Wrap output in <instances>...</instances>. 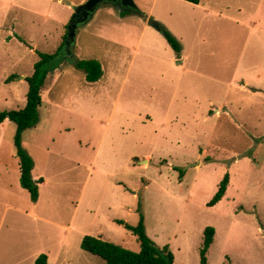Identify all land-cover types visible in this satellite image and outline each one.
<instances>
[{
  "label": "rangeland",
  "instance_id": "rangeland-1",
  "mask_svg": "<svg viewBox=\"0 0 264 264\" xmlns=\"http://www.w3.org/2000/svg\"><path fill=\"white\" fill-rule=\"evenodd\" d=\"M86 1L0 0V111L25 107L21 77L61 50L40 122L23 133L46 181L38 202L21 182L17 125L0 127V264L42 253L49 264H106L83 238L139 251L126 225L141 214L175 264H201L209 226L208 264H264V0H135L144 15L105 2L68 46ZM81 60L100 61L102 78L87 81Z\"/></svg>",
  "mask_w": 264,
  "mask_h": 264
},
{
  "label": "trees",
  "instance_id": "trees-1",
  "mask_svg": "<svg viewBox=\"0 0 264 264\" xmlns=\"http://www.w3.org/2000/svg\"><path fill=\"white\" fill-rule=\"evenodd\" d=\"M191 3L199 4L201 0H187ZM122 15H127L133 12L128 10L121 11ZM141 15H144L142 12ZM165 36L169 43L178 54L181 53L182 47L179 40L162 26ZM60 51L55 54L41 53L40 60L35 64L34 73L26 77L29 84L27 93V102L25 107L21 109L0 111V126L7 120L14 122L17 125L15 136V146L18 158L21 165V182L26 188L34 202H37L40 197L39 183L33 178V170L35 160L23 144V133L32 127H35L40 122V107L43 103L42 93L48 86L50 73L53 72L56 66L55 59L60 55ZM76 65L86 72V78L89 82L100 80L104 74L103 67L98 60H81ZM15 76H10L8 82L12 81ZM230 183V175L227 174L220 184V188L213 199L208 203L209 206H215L225 196ZM125 224L124 221H119ZM127 229L137 235L141 244L139 251L126 248L112 241L106 240L103 237L86 235L81 243L82 248L93 254L102 257L106 264H175V256L167 247L161 248L147 232L145 216L141 214L140 221L136 226L126 225ZM216 230L209 226L204 232V242L200 250L201 264H208V251L214 242ZM34 264H49L48 255L42 253Z\"/></svg>",
  "mask_w": 264,
  "mask_h": 264
},
{
  "label": "water",
  "instance_id": "water-1",
  "mask_svg": "<svg viewBox=\"0 0 264 264\" xmlns=\"http://www.w3.org/2000/svg\"><path fill=\"white\" fill-rule=\"evenodd\" d=\"M121 2V7H118L121 11L128 10L133 13L142 14V11L136 4L135 0H88L84 4L75 7V15L73 17V20L71 22V33L70 38L68 40V46H72L73 42L75 41L76 37V30L78 29V26L81 23H88L91 18L94 17L95 12L98 10V8L105 2L112 3L115 6H118V2ZM81 12H83V16L79 21H76V19L80 16ZM149 23L157 28L158 30L162 31V25L156 21L154 18H149ZM21 78H24L22 76Z\"/></svg>",
  "mask_w": 264,
  "mask_h": 264
},
{
  "label": "crops",
  "instance_id": "crops-1",
  "mask_svg": "<svg viewBox=\"0 0 264 264\" xmlns=\"http://www.w3.org/2000/svg\"><path fill=\"white\" fill-rule=\"evenodd\" d=\"M49 2H53L54 0H48ZM59 2H61V1H63V0H58ZM48 18H50V14H48V16H47ZM32 50H34V48H32ZM22 80H26V75H24V78H21ZM27 102V101H26ZM9 122V120H7L4 124H2L0 127H4L5 126V124L6 123H8ZM2 133V132H1ZM35 160V159H34ZM35 165H36V161H35ZM33 172H34V170H33ZM33 178L36 180V181H39V178L40 177H37V176H35L34 174H33ZM43 179V183L41 182V184L39 185V186H41L42 184H44L46 181H45V179L44 178H42ZM2 188H3V182H0V190H2ZM40 193H41V189H40ZM40 197H41V194H40ZM40 197H39V199H40ZM39 201V200H38ZM37 201V202H38ZM32 215H33V213H31ZM4 216L5 215H3L2 216V218H4ZM37 217V216H36Z\"/></svg>",
  "mask_w": 264,
  "mask_h": 264
},
{
  "label": "flooded vegetation",
  "instance_id": "flooded-vegetation-1",
  "mask_svg": "<svg viewBox=\"0 0 264 264\" xmlns=\"http://www.w3.org/2000/svg\"><path fill=\"white\" fill-rule=\"evenodd\" d=\"M117 5H118L117 7H121L122 6L120 1L118 2ZM82 16H83V12H81L80 16L76 19V21H79L82 18Z\"/></svg>",
  "mask_w": 264,
  "mask_h": 264
}]
</instances>
